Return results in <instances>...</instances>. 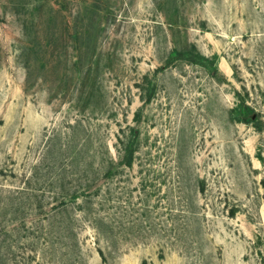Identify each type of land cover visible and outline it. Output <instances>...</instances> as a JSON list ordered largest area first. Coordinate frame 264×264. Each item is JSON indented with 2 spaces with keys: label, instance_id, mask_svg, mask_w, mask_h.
I'll use <instances>...</instances> for the list:
<instances>
[{
  "label": "rangeland",
  "instance_id": "obj_1",
  "mask_svg": "<svg viewBox=\"0 0 264 264\" xmlns=\"http://www.w3.org/2000/svg\"><path fill=\"white\" fill-rule=\"evenodd\" d=\"M0 264H264V0H0Z\"/></svg>",
  "mask_w": 264,
  "mask_h": 264
}]
</instances>
